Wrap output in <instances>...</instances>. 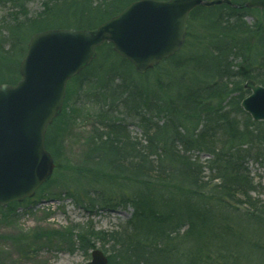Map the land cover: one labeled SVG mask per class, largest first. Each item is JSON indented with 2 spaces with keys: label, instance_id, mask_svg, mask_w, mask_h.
I'll use <instances>...</instances> for the list:
<instances>
[{
  "label": "trees",
  "instance_id": "1",
  "mask_svg": "<svg viewBox=\"0 0 264 264\" xmlns=\"http://www.w3.org/2000/svg\"><path fill=\"white\" fill-rule=\"evenodd\" d=\"M133 1L45 0L29 17L23 0H0L23 13L10 14L0 30V84L20 78L33 33L91 30ZM246 1L194 7L180 50L145 74L104 42L69 80L89 86L97 111L64 192L89 211L132 208L119 229L79 234L80 249L108 245V264H264V177L249 168L264 165V121L240 106L247 80L264 86V10L247 8ZM65 108L63 102L45 134L55 169ZM121 109L139 138L130 135Z\"/></svg>",
  "mask_w": 264,
  "mask_h": 264
},
{
  "label": "water",
  "instance_id": "2",
  "mask_svg": "<svg viewBox=\"0 0 264 264\" xmlns=\"http://www.w3.org/2000/svg\"><path fill=\"white\" fill-rule=\"evenodd\" d=\"M230 0H135L94 29L48 28L33 33L19 63L20 79L0 84V205L30 198L46 182L54 162L45 148L47 126L61 112L67 81L87 67L104 42L138 74L175 54L183 45L189 12ZM264 10V0H247ZM240 106L264 121V86L247 80ZM100 249L85 264H107Z\"/></svg>",
  "mask_w": 264,
  "mask_h": 264
},
{
  "label": "rangeland",
  "instance_id": "3",
  "mask_svg": "<svg viewBox=\"0 0 264 264\" xmlns=\"http://www.w3.org/2000/svg\"><path fill=\"white\" fill-rule=\"evenodd\" d=\"M23 2L26 15L32 17L43 9L45 0ZM21 11L16 4L0 6V30L5 31L11 20L10 14L22 17ZM246 21L251 23L253 18L247 16ZM88 87L80 89L73 81L66 86L64 102L67 108L63 114L66 128L57 130L63 140L60 168L53 169L49 180L33 197L18 204L10 203L11 206L0 205V264H85L93 249L99 248L106 255L111 251L108 245L102 246L100 242H96L93 248L80 249L79 234L87 229L116 230L131 217L130 206L111 209L95 206L89 211L76 205L64 192L72 167L83 155L85 136L97 111L96 100ZM121 112L130 135L139 138L140 130L135 121L124 116V109ZM199 157L204 160L207 156L200 154ZM249 168L256 178L264 177V165L250 162ZM260 198L264 201V193Z\"/></svg>",
  "mask_w": 264,
  "mask_h": 264
}]
</instances>
